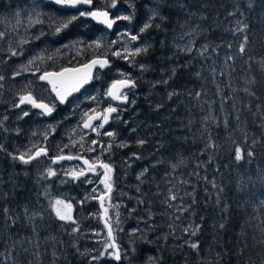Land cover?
<instances>
[{
	"label": "trees",
	"instance_id": "1",
	"mask_svg": "<svg viewBox=\"0 0 264 264\" xmlns=\"http://www.w3.org/2000/svg\"><path fill=\"white\" fill-rule=\"evenodd\" d=\"M130 2L132 13L156 7L153 0ZM165 5L160 9L165 19L152 20L143 33L148 51L138 56L149 69L136 81L131 110L151 126L144 132L146 143L138 145L141 159L130 155L136 145L127 147L134 161L125 177L129 198L120 223L113 225L121 259H92L103 242L73 233L76 223L83 228L90 219L77 215L79 221L62 224L49 213L33 168L12 159V138L1 133L0 192L9 195L0 198V264H9L2 255L15 254L18 243L35 236L38 249L28 256L20 253L19 264H264V0H254L251 8L247 0H165ZM238 21L247 25L245 31H231ZM187 24L199 32L191 52L172 44V33ZM73 28L63 30L65 35L71 37ZM82 33L76 27V35ZM204 45L209 47L201 56ZM72 55L55 68L75 62ZM92 56L86 53L76 63ZM170 92L176 95L169 98ZM209 136L213 148L205 147ZM237 145L245 150L240 162L235 160ZM249 149L253 157L246 155ZM169 160L178 166L171 168ZM135 166L140 172L148 169L143 182ZM170 194L180 199L170 200ZM181 205L191 209L181 213ZM5 208L12 218L7 227ZM25 208L37 209L46 228L34 235ZM189 225L201 226L195 236L184 231ZM197 242L198 249H192L190 244ZM24 246H18L20 252Z\"/></svg>",
	"mask_w": 264,
	"mask_h": 264
},
{
	"label": "rangeland",
	"instance_id": "2",
	"mask_svg": "<svg viewBox=\"0 0 264 264\" xmlns=\"http://www.w3.org/2000/svg\"><path fill=\"white\" fill-rule=\"evenodd\" d=\"M96 1V8L109 11L113 19L125 15H132L133 18L131 21L118 20L109 29L91 17H80L77 29L79 33L82 31L83 33L74 35L73 28V35L70 37L65 35L64 31L56 34V28L61 26L62 21H66L73 15L79 16V11H85V8L79 9L76 14L73 12L64 14L56 12L51 7L52 4L46 0H0V34H2L0 36V75L5 76V79L0 81V85H2L0 87V121H2L0 134L5 133L12 138L11 146L19 154H31L34 147L46 144L52 156L69 154L85 157L90 162H97L99 159L110 164L113 169L111 173L112 192L110 198L108 196L104 198V206L108 209L106 219L112 226L115 238L117 235L113 225L120 223L119 213L127 205L129 196L125 188L129 184L126 183L128 180L125 177L130 172L134 162L131 159V163L127 147L136 145L137 149L132 148L133 153H137L142 158L136 140L145 139L144 132L151 126V123L141 122L135 116L134 110H131L134 104L131 101L135 99L136 87L127 92L129 97L127 104H120L121 102L113 101L105 95L107 87L113 81L124 79L126 76H131L134 81H137L139 75L144 70L149 69L146 62L138 60L139 55L130 62L122 57H116L112 53L120 51L124 55H130L136 47L148 45V39L143 33H140V28L156 18H153L151 22L148 19L151 15L149 8H154L153 5L141 7L138 10L140 13H132L133 8L130 5L133 4L130 0H117L115 7H113V0ZM89 24L90 26H88ZM90 28L93 30H89ZM138 33H140V39L130 41V36ZM186 33L190 35H185ZM198 33L196 27L187 24L177 35L176 32L172 33L173 47L178 46L181 50L191 42L190 46L194 48ZM113 41H116V43H113ZM13 51L17 54L13 55ZM70 52H72L76 62L82 59L86 53L93 56H106L110 61V66L103 69L97 68L94 71V74L97 71L96 74L93 75L95 77L94 82L70 97L66 104L59 108L60 105H58L48 87L45 86V83L39 81L38 76L41 74L39 73L41 70L46 71L60 65L61 59ZM10 58L11 61L9 62ZM30 61L32 63H29ZM72 64L74 65L75 62ZM140 64L146 65L144 70L140 69ZM15 72H20V75L13 78ZM27 93H31L35 99L41 100L49 106H57L58 108L54 111L57 117L49 120L46 115H41V110L34 109L30 104L21 105L20 108L14 107V104L19 103L20 95ZM93 96L98 98L95 103L89 99ZM77 105H79V108H77ZM110 105L118 106L119 119H111V124L104 129H100L96 134L89 129L81 128L80 122L86 117L84 113L89 114L93 112V109L96 111ZM61 110L66 112L67 117L71 118L62 126L59 122L60 115H58ZM24 112L30 114L23 116ZM124 114L125 116H123ZM112 115L115 116L116 114ZM121 121H127L125 133L119 130V123L122 126L125 125ZM54 124L58 126L56 129L53 126ZM132 129H135V131H132ZM107 131L116 133L115 140L104 135ZM93 140L98 141L96 146L92 145ZM121 143H126L128 146L120 147ZM65 145H68V147H65ZM75 146L76 152L73 150ZM92 147H95L96 151H88ZM122 149H126L127 153L122 152ZM133 153H130V155ZM167 164L171 168L178 166L174 160H169ZM31 166L37 171L35 172L34 181L48 203L46 205L49 213L55 216L49 205L56 199H63L65 203H71L73 205L71 212L73 220L68 222L60 221L58 218L57 220L62 224L77 222L79 221L77 215L90 219L83 228H79V223H76L74 229H78V231L73 233H76L80 239L102 241V248L95 257L97 259H105V257L113 259L114 257L109 254L100 255L102 252L114 253V250L111 247L107 249L105 247L111 244L106 229L100 220L98 199L91 198L92 195L98 196L106 191L104 184L101 182L104 170L98 168L94 173H86L87 177L93 181V183L88 184L82 178L77 180L70 175H65V172L75 173L87 169L78 160H64L53 165L50 158L41 157ZM49 167L57 175L47 180L43 179L42 173ZM136 167L134 168L135 174L140 173V169ZM94 188L96 189L95 193H93ZM86 195L89 198L86 202L81 203ZM59 207L63 208V206ZM34 212H37V209H27L25 217L28 222L30 221L33 228L31 232L35 235L41 227L45 229L46 225L43 224L42 214L39 211V216H35L31 220L27 219V216H31ZM39 223L41 224L37 228ZM73 236L76 237L74 234ZM42 240H44V237ZM38 243V236L28 239L27 243H18L15 254L2 255V258H7L9 264H19L21 261L20 253L25 252L26 256L30 255L38 249ZM22 245L26 246L22 247L20 252L18 246Z\"/></svg>",
	"mask_w": 264,
	"mask_h": 264
},
{
	"label": "snow or ice",
	"instance_id": "3",
	"mask_svg": "<svg viewBox=\"0 0 264 264\" xmlns=\"http://www.w3.org/2000/svg\"><path fill=\"white\" fill-rule=\"evenodd\" d=\"M53 3H55L56 5L62 6L64 8L67 9H76L79 11L80 7L83 5H89L91 6L93 4V0H52ZM116 2L117 0H113V7L116 6ZM153 3L156 4L155 8H149V12L151 13V15L149 16V21L151 22V20L153 18H159L160 20H164L165 17L163 15H161L160 9L163 8L165 5V0H153ZM247 5L249 8L253 7L254 5V0H247ZM182 9L186 8L187 5L184 4H180L179 5ZM130 7L134 8L135 5H130ZM208 5L207 4H202L201 8H207ZM235 12H229L228 15L232 16L235 15ZM189 16L195 15V13H188ZM80 17H91L93 20H97V21H101L104 24H106L107 28L111 29L114 25V23L118 20H128L131 21L132 20V15H125V16H117L114 19L110 18L109 15V11L105 10V11H101V10H93V11H79V16L73 15L72 17H70L69 19H67L66 21H62L61 22V26L56 28V34H60L63 30L68 29L75 21H77ZM241 22L238 21L237 22V27L234 29H231V31L233 32H243L246 30L247 25L244 24L242 27L240 26ZM151 26V23H146L143 27L140 28V33H144L145 31H147V29ZM156 27H160V25H156ZM140 33L136 34V35H131L130 36V41H137L140 39ZM185 35H190L189 33H186ZM0 36H2V34H0ZM248 37L245 36L244 37V42L241 43L240 45V53L242 54L245 51V46L247 43ZM113 43H116V41H113ZM191 42H189V45H185V47L183 49H181V51H187V52H191L192 48L190 46ZM72 46V45H69ZM98 46V45H97ZM148 45H145L144 47H136L134 52H132L130 55H124L122 54L120 51H115L112 54L116 57H122L123 59L127 60V61H132L134 60V58L143 53V52H147L148 51ZM208 45H204L200 50H199V55L203 56L207 54V50H208ZM229 48H231V45H228ZM213 51H216L215 48L212 49ZM17 53L15 51H13V55H16ZM234 59L233 56H227L226 60H232ZM29 63H32V61H30ZM107 66H110V61L108 59H92L88 64L83 65L82 68H64L61 72H44L43 74H40L38 76L39 81H47L48 84L51 85V90L52 92L55 93L56 98L58 99L59 103L64 104L67 101V98L69 96H71L73 93L79 92L81 90V88L89 83L90 80L94 79L93 75H92V70L96 67L103 69ZM141 70H144L146 65L144 64H140L139 65ZM37 71H39V69H37ZM213 71H215L213 69ZM175 72V69H173V73ZM66 74H72L71 76H66ZM20 75V72H15L13 73V78H15L16 76ZM123 75V74H122ZM197 75L199 76V73H197ZM52 77H55L56 79H52ZM5 79V76L0 75V81H3ZM160 83H167V81H160ZM0 87H2V85H0ZM136 87V81H134L131 76H126L124 79H120V80H115L113 81L112 85L108 88L107 92L105 93V95L107 97H110L111 100L113 101H119L121 102V104H127L129 102V97L127 92L131 91V89ZM247 91V89L245 90ZM169 98H171L172 96L176 95V93H168ZM197 96L200 95V93H196ZM89 99H91L94 103L97 101V97L93 96V97H89ZM131 103H135V101H131ZM24 104H30L33 108L35 109H40L41 110V115H51L54 111V105L53 106H49L48 104L44 103L43 101L38 102L37 99H35L31 93H28L27 95H20L19 97V103L18 104H14V107L16 108H20L21 105ZM157 107L159 108L160 105H157ZM77 108H79V105H77ZM95 114L93 115H89L87 112L84 113L85 116H87V119L84 121L83 123V128L84 129H89L90 131L97 133L100 129H104L105 125L108 124L110 122L111 119H119V111H118V106H108L107 108H105L103 110V113L100 112H95V109L92 110ZM116 114L115 116H113L112 114ZM30 113L29 112H24L23 116H28ZM21 119L23 117H20ZM5 119H7V117H5ZM96 120H100V123L98 126H95L93 124V121ZM122 123H127V121H121ZM0 124H2V121H0ZM132 131H135V129H132ZM104 135L113 138V140H115L116 137V133L113 131H107L104 133ZM245 139H247V137H245ZM137 145H144L146 143L145 139H137L136 140ZM256 141L253 140V144H255ZM98 144V141L93 140L92 141V145L96 146ZM120 147H127L128 145L126 143H121L119 145ZM65 147H68V145H65ZM109 147H111V145H109ZM206 148H213L215 147L214 143L212 142L211 137L209 136V140L208 143L205 146ZM2 150V149H0ZM107 150V149H105ZM88 151L90 152H94L96 151L95 147L89 148ZM244 149L237 145L235 147V160L237 162H240L244 159ZM48 152L46 148H40L39 150H36L34 152V154H20V155H12V159L13 160H18L21 163L28 165L31 162H33L34 160H37L43 156H47ZM246 155L248 157H253L255 155L254 150L249 149L247 150ZM132 158L135 159H141V157L137 154V153H133L132 154ZM73 159H80V157H73L71 155L69 156H64V155H58L54 158H52V164L55 165L60 161H64V160H73ZM209 159H211V157H209ZM84 165H87V169L84 170L82 169L79 172H75V173H69V172H65L66 176H72L73 179H83L84 182L91 184L93 183V181L91 179H89L86 175V173H94L97 171L98 168L103 169V180L101 181L104 184V187L106 189L105 192H103L100 196H96V195H92L91 198L93 199H99L101 201V207L104 210V214L105 217H107V213H108V209L103 207V200L106 196H108L110 198V193L112 192V183H111V173L113 171L112 166L108 163H104L103 161H100L99 159L97 160V163H90L88 159H84L83 161ZM148 171L147 168L143 169L137 176L138 180H141V178L145 175V173ZM57 173L51 168H47L45 170L44 173H42V178L43 179H49L51 177L56 176ZM67 182V181H65ZM141 182H143L141 180ZM215 187V185H213ZM139 190V189H137ZM96 192V189H93V193ZM9 194L8 193H4V192H0V198H6ZM89 197L86 195L84 201H81V203H84L87 201ZM180 199L178 196L174 195V194H170V200H177ZM140 203H143V201H140ZM165 203L167 204V206L169 208L173 207V205L171 203H169L167 200L165 201ZM193 204H195V200H193ZM59 206H63V208L59 207ZM49 207L52 208V210L55 213L56 218H58L60 221H64V222H68V221H72L73 217H72V208L73 205L71 203H65V201L63 199H56L54 202L50 203ZM191 209V206H189L188 208H185L183 205H181L178 208V211L183 213L185 211H189ZM4 215H5V226L7 227V221L9 219H12L9 211L7 208H5L4 210ZM25 213L27 214V208H25ZM40 213L39 212H34L32 213L31 216H27L28 220H31L33 217L35 216H39ZM149 215H151V213H149ZM177 219H179V217H177ZM12 223H15V220H12ZM105 226L108 228V236L111 238L112 237V226L110 224H108L107 220L105 221ZM169 227H171V225H169ZM200 225H189L188 227H186L184 229L185 232L190 233V235L195 236L196 232L200 230ZM221 228L224 227L223 224L220 225ZM73 231H78V229H73ZM106 249L108 247H111L113 249H116L114 253H107V252H102L100 253L101 256H104L106 254L112 255L114 257V259L116 260H120L121 259V255L119 252V249L116 248L115 244L112 245H106L105 246ZM190 247L192 249H198L199 244L197 243H191ZM92 259H96V257H92Z\"/></svg>",
	"mask_w": 264,
	"mask_h": 264
},
{
	"label": "flooded vegetation",
	"instance_id": "4",
	"mask_svg": "<svg viewBox=\"0 0 264 264\" xmlns=\"http://www.w3.org/2000/svg\"><path fill=\"white\" fill-rule=\"evenodd\" d=\"M96 0H93V4H92V7L91 8H96V6H95V4H96ZM56 12H58V13H69V12H73L74 14H76V12H78V10H76V9H73V10H71V9H65V8H58V7H56V6H53V4H52V6H51ZM81 8H84V7H80V9ZM91 8H85V10H87V11H90V9ZM96 21V20H95ZM79 22H80V18L77 20V21H75L74 23H73V27H74V35H76V27L78 26V24H79ZM91 23V22H90ZM152 24V23H151ZM135 25V24H134ZM88 26H90V24L88 25ZM103 56V55H102ZM93 57V56H92ZM91 58V57H90ZM89 59V58H88ZM88 59H86V60H88ZM86 60H84V61H82V62H80V63H76V61H75V64L74 65H78V64H81V63H83V62H85ZM11 61V58L9 59V62ZM63 67V66H62ZM61 67H57V68H52V69H47V70H57V69H60ZM41 72H43V70H41L39 73H41ZM97 72V71H96ZM96 72H95V74H96ZM94 74V75H95ZM94 80H95V77H94ZM94 80H93V82H94ZM45 86L46 87H48V89H49V86H48V84L46 85V83H45ZM50 91V90H49ZM28 94V93H27ZM74 95H76V94H74ZM73 95V96H74ZM73 96H71V97H73ZM55 98V97H54ZM56 100V99H55ZM37 101H41V100H37ZM58 103V102H57ZM64 104H66V103H64ZM64 104H59L58 103V105H60V107L59 108H61V106L62 105H64ZM121 104V103H120ZM56 108H58L57 106H55L54 107V111H55V109ZM35 109V108H34ZM105 108H103V109H98V110H96L95 112H97V111H100V113H103V110H104ZM37 110H40V109H37ZM53 111V113L51 114V115H46V118L47 119H49V120H52L54 117H57V116H55L56 114H55V112ZM60 114H58V115H60V120H59V122H60V125L62 126V125H64L65 123H67L71 118L70 117H67V115H66V112L65 111H63V110H61V112H59ZM92 113H94V112H91V113H89V115L90 114H92ZM123 116H125V114L123 115ZM87 117V116H86ZM85 117V118H86ZM85 119H83L81 122H80V126H81V128H83L82 127V122L84 121ZM99 123H100V120H96V121H94L93 122V124L95 125V126H98L99 125ZM59 124V123H58ZM111 124V121L108 123V124H106L105 125V128L106 127H108L109 125ZM54 127H55V129H56V127H58L57 125H53ZM118 127H119V130L121 131V132H124L125 133V131H126V127H127V124H125V125H120V123L118 124ZM84 129V128H83ZM92 132V131H91ZM92 133H94V132H92ZM94 134H96V133H94ZM38 147H44V148H46L47 149V152H48V155L47 156H43V157H45V158H50L51 159V161H52V158H54V157H56V156H52V153H51V151H50V149H49V147H47V145L46 144H41V145H39V146H36V147H34L33 149H32V151H31V154L33 153V151L36 149V148H38ZM73 150H75V152H76V146L73 148ZM81 152V151H80ZM84 153H85V151H84ZM13 155H20L19 153H14ZM61 155H64V156H69V154H61ZM58 156V155H57ZM73 157H80V156H76V155H73ZM84 159H87V158H85V157H80V159H73V160H78L82 165H84V163H83V160ZM35 161L36 160H34L33 162H31L30 164H28V165H33L34 163H35ZM90 162V161H89ZM90 163H97V162H90ZM85 166V165H84ZM32 167V166H31ZM86 167H87V165H86ZM33 168V167H32ZM33 171H34V173L36 172V170H34V168H33Z\"/></svg>",
	"mask_w": 264,
	"mask_h": 264
},
{
	"label": "water",
	"instance_id": "5",
	"mask_svg": "<svg viewBox=\"0 0 264 264\" xmlns=\"http://www.w3.org/2000/svg\"><path fill=\"white\" fill-rule=\"evenodd\" d=\"M46 1H48L49 3H51V4H53L54 6H56V7H58V8H64V7H62V6H59V5H56L55 3H53L52 2V0H46ZM81 7H84V8H91L92 7V5L91 6H89V5H83V6H81ZM65 9H67V8H65ZM71 10H73V9H71ZM93 10H101V11H105V9H98V8H91L90 9V11H93ZM109 15H110V18H111V14H110V12H109ZM97 21V20H96ZM98 23H100V24H102L103 26H106V24H104L103 22H101V21H97ZM107 27V26H106ZM92 59H107L106 58V56H93V57H91V58H89L88 60H86L85 62H83V63H81V64H78V65H70V66H64V67H61L60 69H57V70H46V71H43V72H41V74H43L44 72H61L64 68H82L83 67V65H85V64H88ZM98 67H96V68H94L93 70H92V75H94V71L97 69ZM100 69V68H99ZM72 74H66V76H71ZM52 79H56L55 77H52ZM93 80L94 79H92V80H90L89 81V83H87V84H85L82 88H81V90L80 91H82L84 88H85V86H87V85H89V84H91L92 82H93ZM41 82H44V83H46V84H48L47 83V81H41ZM113 83V82H112ZM112 83L108 86V88L112 85ZM48 86H49V90H50V92L52 93V95L55 97V99H56V101L59 103V101H58V99L56 98V95H55V93L54 92H52V90H51V85L50 84H48ZM108 90V89H107ZM79 91V92H80ZM76 93H78V92H76ZM76 93H73L71 96H73L74 94H76ZM25 95H27V94H25ZM71 96H69L68 98H67V101H68V99L71 97ZM66 101V102H67ZM116 102H119V101H116ZM59 104H61V103H59ZM97 112H100V111H97ZM93 114H95V113H92V114H90V115H93ZM87 119V117L85 118V120ZM84 120V121H85ZM84 121L82 122V126H83V123H84ZM94 122V121H93ZM40 148H44V147H38V148H36L34 151H33V153L32 154H34V152L36 151V150H39ZM84 161V160H83ZM86 166V165H85ZM102 194V193H101ZM101 194H99L98 196H100ZM103 207L105 208V206H104V200H103ZM98 208H99V212H100V219H101V221H102V223H103V225H104V227H105V229H106V233H107V236H108V228L105 226V221L107 220L106 219V217H105V214H104V210H103V208L101 207V201L98 199ZM108 222V221H107ZM108 224H110L109 222H108ZM108 238H109V241H110V243H111V245L112 244H115L116 245V248H118L117 247V244H116V242H115V240H114V236H113V232H112V237L110 238L109 236H108ZM115 250L116 249H114V252H115ZM116 260V259H115ZM116 261H119V260H116Z\"/></svg>",
	"mask_w": 264,
	"mask_h": 264
},
{
	"label": "bare ground",
	"instance_id": "6",
	"mask_svg": "<svg viewBox=\"0 0 264 264\" xmlns=\"http://www.w3.org/2000/svg\"><path fill=\"white\" fill-rule=\"evenodd\" d=\"M153 24V23H152ZM13 124V123H12ZM15 131V130H14ZM14 141V140H13ZM11 149V148H10ZM11 156V155H10ZM18 161V160H17ZM37 172V171H36Z\"/></svg>",
	"mask_w": 264,
	"mask_h": 264
}]
</instances>
